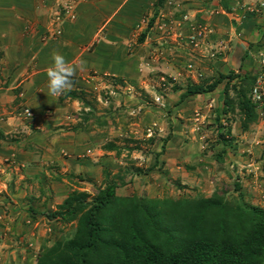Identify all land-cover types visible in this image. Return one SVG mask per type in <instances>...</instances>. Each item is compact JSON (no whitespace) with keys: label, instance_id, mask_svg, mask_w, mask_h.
<instances>
[{"label":"crops","instance_id":"0c3cea01","mask_svg":"<svg viewBox=\"0 0 264 264\" xmlns=\"http://www.w3.org/2000/svg\"><path fill=\"white\" fill-rule=\"evenodd\" d=\"M54 1L0 0V264H34L36 254L58 235L54 227L58 220L46 214L69 191L106 180L116 181L119 195L147 197L209 196L220 184L227 187L236 181L243 200L264 209V116L256 111L258 119L249 132H240L238 120L224 118L226 77L211 91L181 100L184 89L157 94L153 72H164L163 66L171 62L182 71L185 65L180 57H185L172 50L168 53L172 57L163 58L169 59L161 60L160 68L159 60L147 57L149 48H190L182 25L168 36L155 26L160 11L174 16L187 13L194 24L208 30L207 43L195 48H221L206 64V74H236L231 82L252 75L264 56V0H174L176 7L166 6L163 0H80L73 6V19L50 18ZM257 4L262 5V14L245 11ZM146 16L149 40L145 41V25L137 26ZM53 51L80 65L71 91L59 97L47 95L46 68ZM103 74L132 84L136 100L143 101L139 94L145 91L142 96L158 97V104L142 103L139 111L121 108L120 101L126 104L127 98H119L117 91L103 101L94 91L98 83L92 80ZM23 109L30 115H23ZM167 111H177L182 119L173 123L177 133L168 134L169 138L158 134L159 149L142 156L137 153L140 161L152 160L148 168L126 167L123 161L133 150L121 146L128 141L122 138L126 129L155 123L159 133ZM193 112L199 117L187 124ZM210 113L212 122L205 124ZM227 126L235 152L227 148L220 164L212 154L221 146L214 141L215 132ZM206 128L211 129L212 141ZM147 140L151 143L152 138ZM106 144H114L115 149H106Z\"/></svg>","mask_w":264,"mask_h":264},{"label":"trees","instance_id":"16d2710c","mask_svg":"<svg viewBox=\"0 0 264 264\" xmlns=\"http://www.w3.org/2000/svg\"><path fill=\"white\" fill-rule=\"evenodd\" d=\"M224 77L222 114H234L240 132H249L257 120L250 97L254 74L231 84L236 74H219L205 86L187 84L179 100L211 91ZM230 130L215 132L217 163L224 162L227 148L235 152ZM115 188V180H106L92 192L69 191L46 215L73 225L72 232L42 247L34 264H264V209L244 201L236 181L193 197L119 195Z\"/></svg>","mask_w":264,"mask_h":264},{"label":"rangeland","instance_id":"374dc122","mask_svg":"<svg viewBox=\"0 0 264 264\" xmlns=\"http://www.w3.org/2000/svg\"><path fill=\"white\" fill-rule=\"evenodd\" d=\"M78 1H80V0H63V2H60L58 0L54 1L55 4L52 6V8L50 10H48L49 11L48 12L49 17L51 18L52 16L57 15V16L62 17V18L73 19L75 17L73 6ZM60 3H62L63 5H61ZM163 3L166 6H171V7L177 6V3L174 0H163ZM69 4H70V8L65 9L66 7H64V6L69 5ZM261 6H260V4H257L255 6H248L245 8V11H247V12L256 11L257 13L262 14ZM66 10H68V11H66ZM71 15L73 17H71ZM147 22H148V20H147V16H146L141 21V23L137 26V27H139L141 25H145V33L142 34V37H144L145 41L149 40L148 39L149 33L147 32L149 29V26H148ZM183 24H186V26H183ZM181 25H182V27H184V29H183L184 31L183 30L182 31L184 33H186L185 36H187V42H188V45L190 48H149V51L147 54V57L149 59H151L153 61H155V59L159 60L157 63L158 68L161 67L160 65L162 63H165L169 58L172 57V55H168V53L174 52L172 50H176L175 53H177V54L182 52L181 54L184 55V57H185L184 59L182 56L180 57L181 61H184L183 65H185L182 68L183 69L182 71L180 68H179L180 70L179 69L175 70L173 68L174 62H171L172 64H170V66H169V64L163 66V68L165 70L164 72L160 71L159 69H156V71L153 72V75H156V79H157L156 87L159 89V92L157 94H159V95H162L164 92L168 91V89L174 90L177 88V90L178 89L183 90L186 88L187 82L189 84H201L202 86H205L206 84H209L210 82L216 80L218 78L219 74H221V75L228 74V73H226V74H222V73L206 74V73H208V72H206V68H207L206 64L210 63L213 60V58L215 56H217L218 53L221 52V48H195V46H200L202 41L205 44L207 43V40L205 39V37H206L205 33L208 30H206V32H205V30H204L205 27L202 24H201L202 26L199 25L198 23L194 24V22L190 19V17L188 16L187 13H178L177 15L174 16L173 12L166 13L164 11H160V13L158 15L157 22L155 24L156 29L159 30L160 32H162L163 34L167 35V36L171 34L170 32L172 31V29H175V27H180ZM206 29H208V28H206ZM46 33L49 34V30H47ZM51 33L56 34L55 31H52ZM167 56H169V58L163 60V58H166ZM161 60L163 62L160 64ZM196 61L200 65H197ZM257 64H258V69H256V71L254 72L255 77L258 76V74H260V72L263 69L259 60L257 61ZM178 65L181 66L182 64H177L176 66H178ZM198 66L201 68L202 71L200 70V68ZM138 67H139V69H141L142 66L140 65ZM168 69L172 72V73L171 72L169 73V74H171L170 76L167 75ZM184 74H185V77L188 78L187 80H185V77H183ZM91 76H96V75L91 74ZM109 76H110L109 74H103V76H98L100 78H97V79L96 78L94 79V77H92L93 78L92 80H95L99 85L98 86L99 89L94 90V91H96V93L97 92L100 93L103 101L106 102L108 100V96L113 97L114 91H117V93L119 94V98H122V97L127 98L126 104H123V102L120 101L119 106H121V108H126V107L132 106L133 108L138 107L136 110L139 111L141 109L139 105L148 104V103L151 105L152 101L154 102V104H158V102H159L158 97L154 98L152 96L149 97L148 95L142 96V93H144L145 91H142V93L139 94L140 98L143 101L136 100L138 98L135 97V91L136 90L134 89L132 84H130L126 81L125 82H118L116 80H113L112 76L111 77H109ZM86 78L88 79L89 76ZM189 79H191L192 81H190ZM90 80L91 79H88L89 83H90ZM222 80H224V78H222L221 81ZM226 81L227 80H225V82ZM225 82H224V84H225ZM229 83L231 84L232 82L230 81ZM156 87L153 86L152 89H154ZM85 88H87V87H85ZM229 94L231 95L230 91H229ZM160 106H162V104H160ZM255 110L258 112L259 117L264 116V101L261 103H256V109ZM169 113H170L169 111H167V113H163V115H165V117L167 116V118H165V121L161 123V127L164 126V128L162 129V131L160 130L159 133H157V131H155V129H154V127L158 126L155 123H151L149 125H146L145 127L142 126V128L138 127L135 129H131L130 131H128V129H126L125 136H128L131 139H129L128 137L122 136L123 139L125 138V140H128V141H123L121 146L126 145L129 148L130 147L133 148V150L127 154V156L125 157V160L123 161V162H125L126 167L130 168V167L136 166L137 168L140 167L141 169L148 168L149 164L150 163L152 164V160L150 161V163H149V161H145V160L140 161L141 157L137 156V153L139 152L140 156L144 155L145 153H146V155L148 153H154L155 148L159 149V146H158L159 140H157V139H160V138L158 137V134H160V135L162 134L161 136H164L165 138H169L168 134L172 135V132H174V134L177 133L176 130L174 129L173 123L176 122L177 119H180V117L178 116L177 111H174L171 114H169ZM192 115H193L192 121L191 120L185 121L184 118H183V120L185 122H188L187 124L194 123L196 121L195 117H199V113L193 112ZM209 115L210 116L206 115V117H205V122H204L205 124H209L210 121L208 122V120H211V122H212V114L210 113ZM258 116H257V119H258ZM224 118H228V120L232 119V121L236 120L234 118V114H230V113L225 114ZM180 120H182V119H180ZM193 126H189V128L193 127ZM134 127H136V125H134ZM159 127L160 126H158L157 128H159ZM197 127H198V125L195 124V130L198 129ZM171 130H173V131H171ZM209 130H211V129L206 128L207 133H209ZM206 131L202 132V133H206ZM122 132H123V130H122ZM161 132H163V133H161ZM187 132H188V128L186 130V133ZM197 132L201 133V130H197ZM151 136H153V137H151ZM212 136H213V133H212ZM148 138H152L151 143L147 140ZM207 138L210 141L213 140V138L211 137V133L208 134ZM151 147H153V150L150 149ZM110 172H112V170H110L109 173ZM222 184H220V186ZM97 186H99V185H92V186H90L89 189H79V190H86V191L92 192L94 190V188ZM223 186H224V184H223ZM54 227H55V231H57V233H58L56 238H58L60 235H63V236L69 235L73 229V225L60 224L59 222H56V224H54ZM56 238H53V239L55 240Z\"/></svg>","mask_w":264,"mask_h":264},{"label":"clouds","instance_id":"9594fccd","mask_svg":"<svg viewBox=\"0 0 264 264\" xmlns=\"http://www.w3.org/2000/svg\"><path fill=\"white\" fill-rule=\"evenodd\" d=\"M52 63L46 68L48 81L47 95L59 97L73 87V77L80 65L69 62L65 56L57 51L51 54Z\"/></svg>","mask_w":264,"mask_h":264},{"label":"built area","instance_id":"2783aa9c","mask_svg":"<svg viewBox=\"0 0 264 264\" xmlns=\"http://www.w3.org/2000/svg\"><path fill=\"white\" fill-rule=\"evenodd\" d=\"M64 7H66L65 9H69L70 4L66 5ZM66 11H68V10H66ZM58 17L59 16L56 15L54 18L57 19ZM71 17H73V16L71 15ZM259 62L262 65L263 69L260 72V74H258V76L255 77L254 84H253L251 91H250V97L254 103H261L264 101V56L263 57L260 56ZM22 114L25 116L30 115V113L27 109H23Z\"/></svg>","mask_w":264,"mask_h":264}]
</instances>
